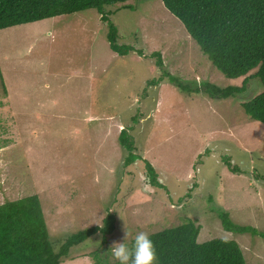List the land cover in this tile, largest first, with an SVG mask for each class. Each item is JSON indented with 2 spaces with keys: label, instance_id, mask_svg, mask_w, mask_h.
<instances>
[{
  "label": "rangeland",
  "instance_id": "rangeland-1",
  "mask_svg": "<svg viewBox=\"0 0 264 264\" xmlns=\"http://www.w3.org/2000/svg\"><path fill=\"white\" fill-rule=\"evenodd\" d=\"M104 13L117 43L142 57L113 53L94 9L0 30V204L36 195L54 250L116 215L105 245L94 236L61 264H94L92 255L111 251L126 230L129 245L138 232L188 219L201 227L197 242L234 240L246 264H264V240L226 231L218 218L227 213L264 234V125L241 108L262 92L259 80L224 99L167 83L147 87L161 73L153 52L182 82L233 88L243 78H225L161 0H130ZM126 126L138 159L123 167L117 137ZM143 160L164 188L149 183ZM109 264H118L112 254Z\"/></svg>",
  "mask_w": 264,
  "mask_h": 264
},
{
  "label": "trees",
  "instance_id": "trees-1",
  "mask_svg": "<svg viewBox=\"0 0 264 264\" xmlns=\"http://www.w3.org/2000/svg\"><path fill=\"white\" fill-rule=\"evenodd\" d=\"M130 0H0V30L72 15L86 10H97L107 25L106 39L110 50L120 57L129 54L142 57L140 50L117 43L118 32L104 13L106 7H116ZM165 9L184 27L187 35L196 43L210 63L227 79H240L239 87L219 88L202 82H182L163 69L159 52L151 58L161 72L159 77L147 82V87L162 83L170 84L182 92L203 93L212 99L239 96L252 79H258L262 92L241 104L244 113L264 125V0H161ZM1 78V77H0ZM4 89V84L2 83ZM138 113V112H137ZM135 124V122H134ZM129 127V126H128ZM132 127L123 128L117 137L126 154L123 167L132 165L137 159L136 148L130 134ZM145 171L151 185L164 188L159 183L158 173L147 162ZM229 171L239 168L225 162ZM218 218L226 231L250 233L264 240V234L247 226L232 223L227 213ZM116 215L107 213L101 226H92L73 233L54 250L49 241L41 203L36 195L0 204V264H61L71 259V249L94 236L102 243L113 234ZM200 225L186 220L177 226L150 234L154 242L157 259L155 264H246L240 245L230 239L214 238L199 243ZM133 242L128 245L131 247ZM101 246V247H102ZM103 254L92 255L94 264H109L111 251L102 247Z\"/></svg>",
  "mask_w": 264,
  "mask_h": 264
},
{
  "label": "clouds",
  "instance_id": "clouds-1",
  "mask_svg": "<svg viewBox=\"0 0 264 264\" xmlns=\"http://www.w3.org/2000/svg\"><path fill=\"white\" fill-rule=\"evenodd\" d=\"M130 233L125 231L124 240L111 246V254L118 264H155L157 259L154 242L147 232H138L131 247L126 243Z\"/></svg>",
  "mask_w": 264,
  "mask_h": 264
}]
</instances>
